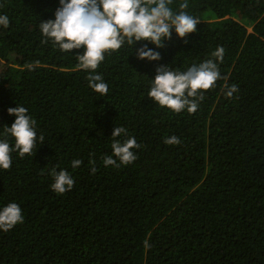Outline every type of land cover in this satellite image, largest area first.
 <instances>
[{
	"label": "trees",
	"instance_id": "16d2710c",
	"mask_svg": "<svg viewBox=\"0 0 264 264\" xmlns=\"http://www.w3.org/2000/svg\"><path fill=\"white\" fill-rule=\"evenodd\" d=\"M183 2L201 21L195 33L180 39L173 29L159 49L125 43L92 73L78 67L82 48L62 52L39 29L59 0H0L9 18L0 26V141L15 146L4 127L16 106L44 137L33 155L14 150L10 169H0V209L15 202L23 215L0 230V264H264V0L170 8L178 14ZM145 45L159 62L136 58ZM218 46L222 62L212 55ZM209 59L221 79L195 113L148 98L158 66L184 72ZM90 74L103 77L106 95L89 87ZM114 127L127 130L117 140L141 146L129 165L103 164ZM171 136L180 143L165 144ZM61 170L75 183L57 194Z\"/></svg>",
	"mask_w": 264,
	"mask_h": 264
},
{
	"label": "clouds",
	"instance_id": "9594fccd",
	"mask_svg": "<svg viewBox=\"0 0 264 264\" xmlns=\"http://www.w3.org/2000/svg\"><path fill=\"white\" fill-rule=\"evenodd\" d=\"M173 0H59L60 7L55 12V19L39 23V29L47 40H51L62 52L83 49L76 55L78 67L83 70H95L105 59V53L119 50L127 43L133 46L137 42L147 41L162 48L164 41L171 38L172 30L178 38L184 39L197 31L201 22L194 15L183 11L189 7L187 2L180 3L181 11L177 14L170 5ZM0 26L9 27V18L0 15ZM251 31V29H250ZM136 58L140 61L159 62V51L148 48L147 45L135 49ZM216 61H223L224 48L218 46L212 53ZM89 87L104 96L109 86L99 74L87 77ZM221 79L218 64L209 59L193 65L184 72L172 71L168 66H158L156 75L148 92V98L161 107H166L175 113L185 109L195 113L199 107L197 98L203 100V92L214 87ZM238 91L232 85L226 95L232 97ZM10 116H15L11 127H4V134L15 139L14 148L7 140L0 141V169L8 170L12 165L11 152L18 151L21 157L33 155L36 152L38 139L42 143L44 137L37 138L35 120L27 109L16 106L8 109ZM122 134H127L123 127H114L112 132V154L103 158L105 166L129 165L137 156L134 150L141 146L134 137L121 142L117 140ZM165 144L178 145L176 136L165 139ZM119 161V163H118ZM82 164L79 159L72 161V167ZM95 172V168L92 169ZM54 183L51 188L57 194H64L72 189L74 180L67 171L53 172ZM19 223H23L22 209L15 202L8 203L0 209V230L9 231Z\"/></svg>",
	"mask_w": 264,
	"mask_h": 264
}]
</instances>
